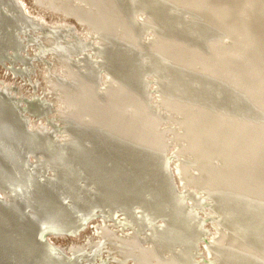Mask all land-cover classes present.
Returning a JSON list of instances; mask_svg holds the SVG:
<instances>
[{
	"label": "bare ground",
	"instance_id": "bare-ground-1",
	"mask_svg": "<svg viewBox=\"0 0 264 264\" xmlns=\"http://www.w3.org/2000/svg\"><path fill=\"white\" fill-rule=\"evenodd\" d=\"M3 1L0 0V4ZM77 1H39L53 10L58 8L65 14L90 19H96L89 16L91 6L99 9L96 20L100 41L93 48L90 44L100 56L94 65L78 70V65L73 63V70L66 52L73 48L77 51L85 44L71 39L59 46L55 39L48 38V41L51 39L49 50L61 60L66 75L64 78L54 76L51 85V90L58 92L64 103L58 117L66 136L58 146L49 141V135H53L51 129L39 133L41 130L34 128L38 133H28L23 118L15 113L18 108L14 107L19 104L6 100L0 90V188L6 196L0 199V264H81L85 253L90 262L94 260L96 264H108L111 259L114 264H126L139 257L142 264L152 261H156L153 264H197L195 251L204 229L203 222H196L194 214L200 205L216 212L215 218L219 220L214 218L213 221L224 229L216 230L214 238L210 241V237V242L205 244L201 262L264 264V0H241L240 4L237 0H88L86 5ZM6 2V6L13 2L15 7L17 2L23 3L20 0ZM115 2L129 11L142 10L138 22L134 20L135 26L125 12L118 15L126 26L123 31L120 29L117 40L113 26L116 22L112 23L119 12L115 13ZM247 2L249 10L252 7L251 15L245 13L248 6L243 3ZM8 10L7 14L0 12V61L10 62V69L24 75L23 67L20 70L13 66L18 61L25 66L30 63L21 56V44L14 34L20 26L21 15L8 14ZM28 12L26 8L23 13L29 15ZM25 17L33 20L31 16ZM132 25L133 29L147 25L146 31H150L151 37L142 41V37L131 34ZM225 39L233 45L228 46ZM40 48L36 45L35 57L42 56ZM75 57L78 59L77 55ZM97 71L106 74L107 81L116 82L106 84L100 97L92 91L96 87L92 89ZM146 73L150 74L149 79L144 77ZM144 78L148 79L146 90ZM149 85L163 108V117L170 109H179L178 129H175L177 125L168 126L163 132L174 134V142L170 144L174 155L178 153V157H182L184 150H189L191 155L192 178L189 189L187 185L183 191L184 195H189L185 199L187 203L167 178L171 174L167 173L166 177V170L162 168L165 164H161L164 161L156 156L158 151L144 145L156 138V134L150 133L156 123L151 126L143 119L141 123L140 111L133 114L130 111L132 115L122 111L126 100L138 104L149 92ZM22 102L29 113L41 115L44 112L43 102L35 98L22 99ZM149 115L153 116V112ZM148 125L151 126L149 132H144ZM181 143L184 145L182 153ZM150 145L149 148H154L156 144ZM162 147H158L159 153ZM26 149L35 157L33 170L26 166ZM181 159L174 160L180 174L185 171ZM44 168L52 170V176L41 178ZM70 195L73 204L68 206L64 199H69ZM183 201L190 207L182 205ZM93 211L102 217L93 229L97 237L86 236L85 244L76 245L67 258L64 252L56 254L53 247L50 248L52 243L49 245L45 240L47 232L65 235L76 232L84 215ZM191 220L196 223L193 227ZM103 252L106 254L102 255Z\"/></svg>",
	"mask_w": 264,
	"mask_h": 264
},
{
	"label": "rangeland",
	"instance_id": "rangeland-1",
	"mask_svg": "<svg viewBox=\"0 0 264 264\" xmlns=\"http://www.w3.org/2000/svg\"><path fill=\"white\" fill-rule=\"evenodd\" d=\"M3 1V0H2ZM8 2L9 0H4L3 2L5 3V2ZM11 1V0H10ZM14 1H16V0H14ZM23 1V3H18L17 2V5H16V7L15 6H13V2H6L7 3V6H6V4H4V3H2L1 2V4H0V12L1 13H6L7 14V11L6 10H8V14H10V13H12V14H16L17 12L19 13V15H21L22 17L24 16V18L27 20V18L25 17V16H27L28 18L30 17V18H33V20L35 19V20H37V22L35 23V20H34V22H32L33 20L32 19H28L27 21L28 22H26L21 16L19 17V19L21 20H19V24H20V26H21V29H20V26H19V28H17L16 29V31H15V37L19 40V42H20V44H21V47H20V50H19V52L22 54L21 56H23L24 58V61H26V62H30L29 63V65L28 66H25L24 65V63H21L20 61H18V62H15V63H13V66H17L16 68H20V70H22V67H23V70L22 71H24L23 73H25L24 75L23 74H19V73H15L12 69H10L9 68V65H11V63L10 62H2V61H0V90H1V93H2V95L4 94V98L6 99V100H10V101H12L11 103L12 104H14V105H18L17 107L15 106L14 108H15V110L17 111H15V113H18L17 115L19 116V117H21V118H23L22 119V121H24V129L26 130V128H27V130H29L28 131V133H31L32 134V132H34V133H36V129H38V130H41V131H39V133H42L43 132V130H49L50 131V129L52 130V132L51 133H53V135L52 136H55L56 137V139H55V137H52L51 135H49V138L51 139H49V141L51 142V145H54V146H56L58 143H60L61 142V140L66 136V133L65 132H63L64 130H65V128L63 127V124L61 123V121L59 120V117H58V114H59V112L62 110H64V103H63V100L60 98V96H59V94H57L56 93V91H52L51 90V85H52V78L54 77V76H58L59 78H64V77H66V75H65V72L63 71V69H64V67H63V64H62V62H61V60H58L55 56H53L54 54H53V52H51L50 50H49V47L48 46H50V41H51V39L53 40V39H55V43L57 44V45H59V46H61L62 44H65V43H68V42H70V40L72 39L73 41H75L76 43H80L79 41H81V44H85V47L84 46H82L81 44V47H83V48H77V51H76V49H70L69 51H67L66 52V55H67V58L69 59V61L71 62V65H73L72 66V68H73V70L75 69V63H76V65H78V66H76V69H78V70H80V69H85V65L86 66H90V65H94V63L93 62H95L96 60H97V58L99 57L100 58V56H98L99 55V53L98 52H96V51H93V49H91V47L93 48L95 45H97V43H99V39H97V36H98V33H99V27H98V25H97V20L96 19H98L99 18V13H98V10L99 9H96V8H98V7H95V6H91V8H90V10H92V11H90L89 12V16H93L94 18H96V19H90V18H88L87 16H85V17H82V16H79V15H73V14H65V12H63V11H60L58 8H56L55 10H53L51 7H47V6H45V5H42V4H40V0H20V2H22ZM77 1V0H76ZM80 3H82V4H84V5H86V2L88 1V0H78ZM77 1V2H78ZM116 1V0H115ZM195 1H197V0H195ZM240 1L241 0H237V3H239L240 4ZM245 1H247V0H245ZM11 3V4H10ZM115 4H117L116 5V10H115V13L116 12H118V14H117V16L115 15V17L113 18V20H112V23L113 24H115V22H116V25L118 26H116V25H113L114 26V28L117 30L116 31V35H115V39L117 40L118 38H119V35L121 34V32L124 30L123 29V26L125 25L123 22H122V19H121V17L119 18L118 17V15H122V14H124L123 12H125V14H126V16L127 17H130L129 19H132L133 20V24H134V26H135V23H137L138 22V19H139V17L141 16V9L140 8H136V9H130V11L128 10V9H125V7L123 6V4H121V3H116L115 2ZM9 5H12L11 7L9 6ZM19 5V6H18ZM121 5V6H120ZM243 5L244 6H248V10L245 12L247 15H251V14H253L252 13V7H251V9L249 10V4H248V2H247V4H244L243 3ZM8 6L10 7V8H12L11 10H10V8H8ZM22 6V7H21ZM126 6V5H125ZM4 7V8H3ZM17 7H21L22 8V11H21V8H17ZM94 7V8H93ZM124 7V8H123ZM26 8H27V12L29 13V15L28 14H26V15H24V13L23 12H25L26 11ZM93 8V9H92ZM123 8V9H122ZM126 8H127V6H126ZM20 9V10H19ZM58 9V10H57ZM122 9V10H121ZM95 10V11H94ZM128 11H129V13H130V15H129V13H128ZM14 12V13H13ZM94 12H96V14L94 13ZM120 12H121V14H120ZM127 12V13H126ZM3 13V14H4ZM23 14V15H22ZM35 14L36 15H38L39 17H35ZM77 16V17H76ZM79 17H80V19H79ZM37 18V19H36ZM40 19V21H39V19ZM86 18V19H85ZM115 18H117V19H115ZM264 18V17H263ZM90 19V20H89ZM137 19V20H136ZM134 20H135V23H134ZM23 21H25V22H23ZM86 23H85V22ZM115 21V22H114ZM119 21V22H118ZM44 22L46 23V24H44ZM92 22V23H91ZM118 22V23H117ZM26 23V24H25ZM29 23H31V24H29ZM40 23V24H39ZM88 23V24H87ZM22 24L25 26V27H23L22 26ZM35 24V25H34ZM48 24H49V26H48ZM51 24V25H50ZM55 26H54V25ZM61 24H63L64 26H62L61 27ZM119 24H120V26H119ZM39 25H41V26H39ZM57 25V26H56ZM69 25V26H68ZM29 26V27H28ZM66 26V27H65ZM126 26V25H125ZM125 26H124V28H125ZM146 26V27H145ZM32 27V29H30ZM44 29H43V28ZM45 27L46 28H50V29H45ZM60 27H61V29H63V30H61L60 29ZM121 27V28H120ZM26 28V29H25ZM36 28H37V30H36ZM57 29V28H59V29H57V30H59L60 32H58V31H56L55 29ZM92 28V29H91ZM118 28V29H117ZM135 29H133V25H132V33L131 34H133V35H138L137 37H142V41H143V39H144V41L145 40H148L150 37H151V33H150V31H146V29H149L148 28V26L147 25H144L142 28H137V27H134ZM34 29V30H33ZM52 29H53V31H52ZM65 29V30H64ZM67 29V30H66ZM120 29H122V31L120 30ZM143 29V30H142ZM27 30V31H26ZM52 33H50L49 31ZM97 30V31H96ZM134 30H138V31H134ZM19 31V32H18ZM32 33H31V32ZM45 33V35L44 36H42L43 35V33ZM65 33H63V32ZM69 33H68V32ZM71 31V32H70ZM86 31V32H85ZM91 32L90 34H89V32ZM134 31V32H133ZM139 31L141 32V33H139ZM146 31V32H145ZM41 32V33H40ZM47 32V33H46ZM27 33V34H26ZM39 33H40V35H39ZM56 33V34H55ZM67 33H68V35H67ZM71 33H73L74 35H75V37H72V36H74L73 34H71ZM140 35H139V34ZM146 33H148V34H146ZM19 34V35H18ZM37 34V35H36ZM47 34V35H46ZM54 34V35H53ZM60 34L61 35H63L64 34V37L63 36H60ZM95 34V35H94ZM142 34H144V36L142 35ZM253 35H254V32L252 33ZM32 35V36H31ZM49 35H52V36H49ZM59 35V36H58ZM65 35H67V36H65ZM39 36V37H38ZM40 36H42V37H40ZM54 36V37H53ZM77 36H78V38H77ZM23 37H25V38H22ZM29 37H30V39H29ZM32 37V38H31ZM35 37H37L38 39H36ZM51 38V39H49V41H48V38ZM63 37V38H62ZM72 37V38H71ZM144 37V38H143ZM146 37V38H145ZM79 38H82V40L81 39H79ZM37 40V42H36V40ZM68 39H69V41H68ZM75 39V40H74ZM41 40V41H40ZM64 40H65V42H64ZM71 40V41H72ZM98 40V41H97ZM34 41V42H33ZM38 41H40L39 43H38ZM90 43H89V42ZM225 42H226V44H228V46H232L233 44H231L230 43V41H229V39H225L224 40ZM48 42H50V43H48ZM83 42V43H82ZM87 43H89V48L88 47H86V45L88 46V44ZM90 44L92 45L91 47H90ZM36 45L38 46V48H40L39 46H42L41 48H42V52L43 53H39V55H42L41 57H35V55H34V52H35V48H36ZM62 46H64V45H62ZM40 48V49H41ZM84 48H86V49H84ZM88 48V49H87ZM45 51H44V50ZM80 50V53L78 52L79 50ZM85 51H84V50ZM82 50H83V52H82ZM49 51V52H48ZM70 51H72L71 53H70ZM95 52V53H94ZM74 53L78 56V59H76L77 57H75L74 58V56H76V55H74ZM85 53V56L83 55ZM90 53V54H89ZM86 54H88V55H86ZM81 55H83L87 60L86 61H84V58H83V56H81ZM91 55V57H89ZM97 55V56H96ZM80 56H81V58H80ZM90 58V60H89V58ZM71 57V58H70ZM94 57H95V59H94ZM72 58L74 59V61L72 60ZM80 58V59H79ZM91 58H92V60H91ZM145 59V58H144ZM144 59H143V61H144ZM77 60V61H76ZM82 60V61H81ZM91 61V62H90ZM82 62V63H81ZM86 62H88V65H87V63ZM74 63V64H73ZM85 63V64H84ZM80 64H84V65H80ZM20 65V66H19ZM23 65V66H22ZM92 67H94V66H92ZM14 68V67H13ZM64 75V76H63ZM95 76H96V78H97V80H96V78H95ZM148 76H150V74L149 73H146V75H144V77H146V78H148ZM146 78H144V83H143V87L145 88V90H146V88L148 87V79H146ZM101 80L100 81V84H99V80ZM107 75L106 74H104L103 72H99V71H97L96 73H95V75H94V80H93V87H92V89L95 87V85H96V87L92 90L94 93L93 94H95V96L96 97H100V95H102V93L105 91V89H106V86L108 85V84H110V85H114L116 82L115 81H111V80H108L107 81ZM94 81H96V82H94ZM110 82V83H109ZM147 83V84H146ZM107 84V85H106ZM4 85L6 86V89H5V87H4ZM97 85H99V87H101V88H99ZM102 85H104V87L102 86ZM8 86V87H7ZM150 86L151 85H149V92L143 97V98H141L143 101H140L139 100V102H138V104L137 103H135V104H133L130 100H126V102H124V104L122 105V111H124L125 113H127L128 115H132L133 113H134V111H140L139 113H141V114H139V115H141L140 117H139V120L141 121V123L145 120V121H147L146 123L147 124H152L151 126H153L155 123V126H153L152 128H151V126H149L148 128H146L145 130H144V132L145 131H147L148 130V132H149V129L151 130L150 131V133L151 134H154V136H155V134H156V138H158L159 136V139H157L156 140V138L155 137H153L157 142H154V139H152L151 137H149V139L152 141H150L149 139V141L150 142H145V144L144 145H146L145 147L146 148H148V149H154L153 151H158L157 153H156V156L158 155V159L160 160H162V161H164L163 163L161 162V164H162V166L165 164V168H164V166L162 167L164 170H166L165 172H166V177L168 176V175H170V176H168L167 178L169 179V180H171L172 182H171V185H173L172 187L175 189V191L176 192H179V195H180V197L181 198H184L183 200L187 203V201L185 200V199H187V197L189 196L188 194V196L185 194H183V191H184V189L185 188H187V189H189V187H190V185H189V183H190V181H191V178H192V170H193V167H192V165H191V161H190V153H189V150H184L183 149V147H184V142H183V144L181 143V145H180V147H181V153L182 152H184V153H182V154H184V155H182V157L180 156V157H178V153L177 154H173V150H172V148H171V146H172V144H173V142H174V134L172 133V131H166L167 133H165L164 134V132H163V129H166L168 126H171V127H174V125H177V119H178V117H179V109L178 108H173V109H170L169 111H168V113H167V116H165V117H163V115H162V110H163V108L161 107V105L157 102V95L155 96V90H154V88L153 87H151L150 88ZM10 87V88H9ZM97 87H98V89H97ZM105 88V89H104ZM3 89H4V91H3ZM11 89V90H10ZM97 89V90H96ZM100 90V91H99ZM8 91V92H7ZM96 91H98V93H96ZM102 91V92H101ZM6 94H5V93ZM9 94V95H8ZM6 95H8V96H6ZM13 95H14V97H13ZM148 96V97H147ZM7 97V98H6ZM21 99H20V98ZM15 98V99H14ZM33 98H35V99H37L38 101H40V102H43L42 104H44L43 105V107H44V112L43 113H41V115L39 114V113H36V112H32L31 111V113L33 114H31V113H29L30 112V110H27V108L25 107V104L22 102V99L23 100H25V99H29V100H31V99H33ZM150 98V99H149ZM13 99V100H12ZM20 101H19V100ZM17 100H18V102H17ZM146 100V101H145ZM44 101L46 102V104L44 103ZM14 102V103H13ZM148 102V103H147ZM151 102V103H150ZM143 103V104H142ZM158 103V104H157ZM63 104V105H62ZM127 104V105H126ZM129 104V105H128ZM45 105H48V108L45 106ZM130 105H133V106H130ZM147 105H148V107H147ZM156 105V106H155ZM23 106V108H19V107H22ZM128 106V107H127ZM131 108H130V107ZM143 106V108H141ZM151 106V107H150ZM25 107V108H24ZM138 109H137V108ZM144 108H148V110L146 111V109H144ZM150 108V109H149ZM152 108V109H151ZM159 108V109H158ZM160 108H162V109H160ZM21 109V110H20ZM48 109V110H47ZM129 109V110H128ZM141 109V110H140ZM144 111H143V110ZM178 109V110H177ZM24 112H23V111ZM155 112H154V111ZM173 110V111H172ZM46 111H48V112H46ZM130 111H132L131 113H130ZM142 111V112H141ZM150 111V113H148ZM160 111V112H159ZM172 111V112H171ZM151 112H153V116H151V115H149V114H151ZM158 112V113H157ZM46 113V114H45ZM143 113H145V114H143ZM149 115V116H151L150 118H148V116L147 115ZM156 114H157V116H156ZM158 114L160 115V116H158ZM169 114V115H168ZM21 115V116H20ZM24 115V116H23ZM143 115V116H142ZM144 115H145V117H146V119H144V118H142V117H144ZM162 115V116H161ZM29 118H28V117ZM155 117V118H154ZM162 117H163V119H162ZM167 117L169 118V119H167ZM171 117V118H170ZM173 117H176V118H173ZM25 118V119H24ZM26 118H28V119H26ZM151 118H153V119H151ZM159 118V119H158ZM166 119V121H165V119ZM142 119H143V121H142ZM148 119H150L152 122H150V123H148V121H150V120H148ZM161 119V120H160ZM57 120V121H56ZM158 121V123H157V121ZM163 120V121H162ZM171 120V121H170ZM27 121V122H26ZM144 121V122H145ZM154 121H156V122H154ZM176 121V122H175ZM26 122V123H25ZM58 122H59V124H58ZM162 122H164V123H162ZM171 124H170V123ZM62 125H61V124ZM139 123V122H138ZM161 123V124H160ZM176 123V124H175ZM166 124V125H165ZM42 125V126H41ZM56 125V127H52V126H55ZM162 125H165V126H162ZM41 128H39V127ZM44 126V127H43ZM57 126H59V128L57 127ZM61 126V127H60ZM134 127V126H133ZM135 127H137V124H135ZM146 127H147V125H146ZM155 127H158V128H156V129H154ZM162 127V128H161ZM164 127V128H163ZM176 127V128H175ZM174 128L175 129H178V125L177 126H175ZM31 128V129H30ZM34 128H36V129H34ZM53 128V129H52ZM55 129H56V131H55ZM152 129H154V130H152ZM161 129V132H159V130ZM26 130V131H27ZM54 130V131H53ZM59 130V131H58ZM57 131H58V133H57ZM66 131V130H65ZM141 131H143L142 129H141ZM152 131H153V133H152ZM155 131V132H154ZM158 131V132H157ZM37 133H38V131H37ZM65 133V134H64ZM158 133V134H157ZM162 134V135H160V134ZM169 134V135H168ZM172 135V137H170V138H168L169 136H171ZM168 136V137H167ZM54 138V140L55 141H53L52 140V138ZM163 137H166L165 138V140H164V138ZM163 138V139H162ZM172 138V139H171ZM162 139V140H161ZM166 139H168V141L166 140ZM60 140V141H59ZM161 140V141H164V142H162L161 143V141L159 142V141ZM170 140H172V141H170ZM52 141L53 142H56V144H54V143H52ZM59 141V142H58ZM50 142H49V144H50ZM168 142V143H167ZM146 143H153V144H151V145H154V144H156L155 146H157L156 148H160V147H162L163 145H164V147L166 148V149H164V147H162L161 148V150H160V153H159V148L158 149H156L155 148V146H154V148H152L153 146H151L150 144H146ZM157 143H159V144H157ZM162 145H161V144ZM169 144V145H168ZM170 144H171V146H170ZM149 145L151 146V148H149ZM158 145H161V146H158ZM58 146V145H57ZM148 146V147H147ZM167 148H169V149H167ZM163 149H164V151H163ZM182 150H184V151H182ZM164 153H163V152ZM25 152H26V166L28 167V169H31V170H33V168H34V165L35 164H32V163H34V160H35V157H34V155L31 153V150H29V149H26L25 150ZM28 152V153H27ZM187 152V153H186ZM172 153V154H171ZM188 153H189V155H188ZM187 154V155H186ZM166 155V156H165ZM170 156V157H169ZM189 156V157H188ZM165 157H168V159L167 158H165ZM174 159H173V158ZM165 158V159H164ZM172 158V159H171ZM177 158H182L181 160L183 161V163L185 164H183V167L185 168V171H184V173H182V174H180V173H178L179 171H177V170H179V167H178V165H177V167L178 168H176V166H175V162H174V160H176ZM186 158V159H185ZM188 158H189V160H188ZM160 160V161H161ZM171 160V161H170ZM167 162V165H166V162ZM188 161H189V166H188ZM169 162V163H168ZM32 165H33V167H32ZM169 165V166H168ZM167 166V167H166ZM189 167H191V168H189ZM187 168V169H186ZM45 169V168H44ZM44 171H46L44 174H42ZM52 170H50L49 168L47 169H45V170H43V172L42 173H40V177L42 178L43 176H45V177H43V179H45V178H47L48 177V175H49V177L50 176H52V174L50 173ZM171 171V172H170ZM48 172V173H47ZM53 172V171H52ZM188 172V173H187ZM167 173H168V175H167ZM46 174V175H45ZM181 176H180V175ZM47 176V177H46ZM173 177V178H172ZM182 177V178H181ZM189 181V182H188ZM188 185V186H187ZM187 186V187H186ZM191 190H193L192 189V187H191ZM6 191V190H5ZM197 191V190H196ZM7 193V192H6ZM197 194H198V192H196ZM203 193V192H202ZM4 194V191H3V189H1L0 188V199L1 200H3V198L5 199L6 198V196L5 195H3ZM72 195V194H71ZM71 195L69 196L70 198L68 199V197L67 198H65L64 199V201H65V204L68 202L69 204L71 203V204H73V201H72V197H71ZM186 196V197H185ZM67 199V200H66ZM70 202H69V201ZM67 201V202H66ZM184 201H183V204L182 205H186V204H184ZM69 204H67L68 206H71V204L69 205ZM188 206V207H187ZM201 206V207H200ZM199 207H196L195 208V217H196V219L198 220H196V222H199L200 224H202V222H203V229H204V235H201V237H200V240L198 241V250L196 249V256L194 257V259L196 260V262L198 261V262H200V263H198L197 262V264H205V262H201L202 261V257H203V255H204V253H205V248H204V246H205V244L207 243V242H210L213 238H214V236H215V234H216V230L218 231V230H220V231H222V227L220 228V225H218L217 223H216V221H213V219L215 218V217H217V214L215 215L214 213H216V212H213V210L212 209H209V208H207V207H205V205H200ZM186 207L187 208H189L190 206H189V204L188 205H186ZM203 207V208H202ZM197 208H198V211H197ZM200 208V209H199ZM207 208V209H206ZM203 209V210H202ZM212 210V211H211ZM96 214H95V213ZM208 212L211 214V215H213V216H211L212 217V221L210 220V216H209V218H208V216L207 215H210V214H208ZM97 211H93L91 214L94 216V217H92V218H89V217H91L92 215L89 213V214H87V215H84V218L82 219V222L80 221L79 222V227H78V230L76 231V232H73V233H66V235H65V233H57L56 235L55 234H52L51 232L49 233V232H47L48 234H46L45 235V240H46V242L49 244V243H52L51 245H50V248H52L53 247V250H55V252H56V254L58 253V252H61V253H63V254H65L64 255V257H66L67 258V256H71L70 254H72L73 252V250L74 249H76L77 248V246L78 245H84L85 244V239H86V236H94V237H97L95 234H94V232H93V229H94V226H95V224L97 223V222H100L101 221V219H102V217L101 216H99L100 214L98 213V215H97ZM198 213V214H197ZM90 215V216H89ZM89 216V217H88ZM87 218V220H85L86 218ZM101 217V218H100ZM197 217H199V218H197ZM89 218V219H88ZM202 221H201V220ZM216 220L218 219V218H215ZM214 219V220H215ZM100 220V221H99ZM219 220V219H218ZM217 220V221H218ZM84 221V222H83ZM85 221H86V223H85ZM194 222V223H193ZM192 225H196V223H195V220H191V226ZM193 227V226H192ZM82 229V230H81ZM224 230V229H223ZM219 231V232H220ZM210 232V233H209ZM59 234V235H58ZM62 234V235H61ZM70 234H72V235H70ZM202 236H204V237H202ZM210 237H211V239H210ZM210 239V241H208ZM77 245V246H76ZM54 247H55V249H54ZM71 247V248H70ZM73 247H75V248H73ZM104 248H105V246L103 247V250H104ZM106 248H108L107 246H106ZM57 249V250H56ZM60 249V250H59ZM109 249H111V251L113 252V248L112 247H110ZM59 250V251H58ZM62 250V251H61ZM68 251V252H67ZM202 251V252H201ZM142 252V251H141ZM197 252H198V255H197ZM202 253H203V255H202ZM105 255L106 253L105 252H103L102 253V255ZM113 254H114V252H113ZM87 254L85 253V256L84 255H82L81 256V258H83V261H82V259H81V264L83 263V264H89V263H91V262H93V263H97V262H94V260L92 261L91 260V262H90V259H88V257L86 256ZM87 258L86 260H88L87 262H86V260L84 259V258ZM139 257V256H138ZM140 259V260H139ZM201 259V260H200ZM114 259H111V260H109V261H111V262H109L108 264H114L115 263V261H113ZM194 260V261H195ZM200 260V261H199ZM132 261H133V263H132ZM135 260H129V261H126V264H142V263H140L141 262V258L139 257L136 261H137V263H135L134 262ZM153 262H156V261H152V263H150V264H153ZM93 263H91V264H93ZM125 264V263H124ZM155 264V263H154Z\"/></svg>",
	"mask_w": 264,
	"mask_h": 264
},
{
	"label": "water",
	"instance_id": "water-1",
	"mask_svg": "<svg viewBox=\"0 0 264 264\" xmlns=\"http://www.w3.org/2000/svg\"><path fill=\"white\" fill-rule=\"evenodd\" d=\"M52 234H57V232L51 231ZM68 234V232H66Z\"/></svg>",
	"mask_w": 264,
	"mask_h": 264
}]
</instances>
